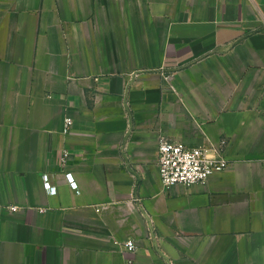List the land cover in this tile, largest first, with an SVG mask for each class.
Instances as JSON below:
<instances>
[{
	"label": "crops",
	"instance_id": "obj_1",
	"mask_svg": "<svg viewBox=\"0 0 264 264\" xmlns=\"http://www.w3.org/2000/svg\"><path fill=\"white\" fill-rule=\"evenodd\" d=\"M161 140L229 167L166 189ZM129 240L264 264V0H0V264H127Z\"/></svg>",
	"mask_w": 264,
	"mask_h": 264
},
{
	"label": "built area",
	"instance_id": "obj_2",
	"mask_svg": "<svg viewBox=\"0 0 264 264\" xmlns=\"http://www.w3.org/2000/svg\"><path fill=\"white\" fill-rule=\"evenodd\" d=\"M72 125L71 118H67V129ZM159 170L166 189L174 186L191 187L194 185H206L210 178L223 172L229 167L228 160L221 154L217 157L208 155V151L202 147H191L180 141L161 140L159 144ZM67 178L71 181V186L77 189V183L73 181L72 175ZM46 189L55 193L50 182L45 183ZM13 210H16L14 207ZM127 264H136L135 254L136 244L129 240L124 244Z\"/></svg>",
	"mask_w": 264,
	"mask_h": 264
}]
</instances>
